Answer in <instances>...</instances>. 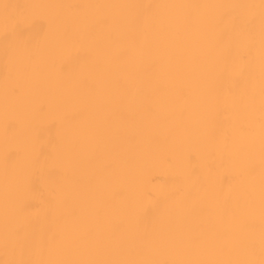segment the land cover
Listing matches in <instances>:
<instances>
[{
	"label": "bare ground",
	"instance_id": "obj_1",
	"mask_svg": "<svg viewBox=\"0 0 264 264\" xmlns=\"http://www.w3.org/2000/svg\"><path fill=\"white\" fill-rule=\"evenodd\" d=\"M0 264H264V0H0Z\"/></svg>",
	"mask_w": 264,
	"mask_h": 264
}]
</instances>
